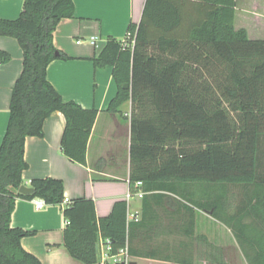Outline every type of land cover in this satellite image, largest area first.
<instances>
[{"label": "trees", "instance_id": "16d2710c", "mask_svg": "<svg viewBox=\"0 0 264 264\" xmlns=\"http://www.w3.org/2000/svg\"><path fill=\"white\" fill-rule=\"evenodd\" d=\"M234 11L235 0H146L123 42L107 38L91 59L96 68H112L117 91L107 112L131 105L130 190L143 192L137 222L128 220L126 201L101 218L90 199L63 205L60 179H32V194L19 193L26 138H42L43 122L59 112L62 152L85 166L98 111L64 102L46 79L52 61L70 59L54 47L53 34L61 20L73 18L72 0H23L17 19L0 18V37L15 39L22 51L0 145V264H41L20 245L35 233L10 224L16 201L34 199L63 206V246L83 264H98L99 239L109 241L112 255L127 247L134 258L173 262L159 250L131 247L149 228L147 200L155 199L209 214L230 229L247 264H264V39L236 30ZM8 60L0 52V61ZM231 188L241 189L239 200ZM212 262L226 264L218 255Z\"/></svg>", "mask_w": 264, "mask_h": 264}, {"label": "crops", "instance_id": "0c3cea01", "mask_svg": "<svg viewBox=\"0 0 264 264\" xmlns=\"http://www.w3.org/2000/svg\"><path fill=\"white\" fill-rule=\"evenodd\" d=\"M146 0H72L74 16L61 20L53 34V45L67 60H54L46 69V79L64 102L98 111L86 147V165L73 163L62 152L60 141L64 116L52 113L42 125V138L28 137L24 144L27 169L22 181L28 187L35 178L60 179L66 201L86 198L94 203L98 218L108 216L115 202L126 201L128 218L141 213L142 198L130 190V102L119 113L107 112L116 95L112 68H96L91 59L98 56L107 38L122 43L130 23L138 24ZM235 0L234 28L244 29L250 39H264V0ZM23 0H0V18H18ZM0 52L9 60L0 64V145L9 119L12 88L22 71V51L13 38L0 37ZM231 188V194L234 192ZM166 194V193H161ZM235 194V193H234ZM235 200H239L235 194ZM238 197V198H237ZM18 200L11 214L13 228L34 232L20 241L21 247L41 264H83L72 258L63 246L65 221L63 206L36 209L34 201ZM64 203L63 205H65ZM152 216L132 239L133 250L149 253L159 250L173 262L135 258L148 264H214L220 256L226 264H247L230 229L209 214L194 210L193 215L169 199L147 200ZM249 221V220H248ZM168 238L169 244L154 243L151 234ZM154 243V244H153ZM98 264L105 254V241L98 242ZM234 257V261L229 257Z\"/></svg>", "mask_w": 264, "mask_h": 264}, {"label": "built area", "instance_id": "2783aa9c", "mask_svg": "<svg viewBox=\"0 0 264 264\" xmlns=\"http://www.w3.org/2000/svg\"><path fill=\"white\" fill-rule=\"evenodd\" d=\"M0 64H1V61H0ZM137 186L140 187L141 183H138ZM136 195L139 198H142L143 192L141 190H138L136 192ZM63 203H67V201L64 200ZM34 205L36 209H40L44 206V203L41 200H35ZM128 220H134L137 222L139 220V214H132L128 218ZM105 245H106L105 254L103 255V258L99 262V264H131L135 260L134 257L129 255L127 247L122 249L118 254L112 255L110 254L109 241H106Z\"/></svg>", "mask_w": 264, "mask_h": 264}, {"label": "rangeland", "instance_id": "374dc122", "mask_svg": "<svg viewBox=\"0 0 264 264\" xmlns=\"http://www.w3.org/2000/svg\"><path fill=\"white\" fill-rule=\"evenodd\" d=\"M240 3H242L241 2V0H240ZM234 189H232V191H233ZM233 193H235V194H238V196H239V198L241 197L240 195H242L241 193H242V191H241V189H236V190H234V192ZM238 198V197H237ZM152 238H154V240L152 241V242H154V243H159V242H162V243H167V244H169V241H167V240H169L168 238H164L163 237V235L162 236H159V235H155L154 233L153 234H151V240H152ZM153 243V244H154ZM229 260H232V261H234V257L232 256V257H229L228 258ZM134 262V261H133ZM137 263L138 264H148V263H145V262H143V261H137Z\"/></svg>", "mask_w": 264, "mask_h": 264}, {"label": "water", "instance_id": "95a60500", "mask_svg": "<svg viewBox=\"0 0 264 264\" xmlns=\"http://www.w3.org/2000/svg\"><path fill=\"white\" fill-rule=\"evenodd\" d=\"M129 88H130L129 84H125L124 85V89H129ZM19 193L23 194V195H31L32 194V190L30 188H27V187L23 186V187H21L19 189Z\"/></svg>", "mask_w": 264, "mask_h": 264}]
</instances>
